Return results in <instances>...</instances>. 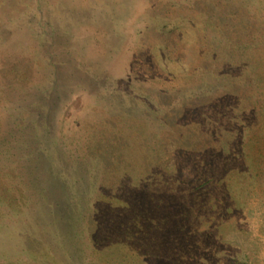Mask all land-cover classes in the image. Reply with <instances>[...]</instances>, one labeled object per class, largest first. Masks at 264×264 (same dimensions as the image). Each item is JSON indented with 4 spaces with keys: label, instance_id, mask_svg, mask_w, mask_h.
I'll return each instance as SVG.
<instances>
[{
    "label": "rangeland",
    "instance_id": "1",
    "mask_svg": "<svg viewBox=\"0 0 264 264\" xmlns=\"http://www.w3.org/2000/svg\"><path fill=\"white\" fill-rule=\"evenodd\" d=\"M234 1L248 15L264 21V0ZM199 2L0 0V150L4 151L3 146L12 140L8 136L15 126L11 116L20 121L24 114L45 113L38 106L41 90L56 83L54 90L49 89L50 98L56 101L51 109L55 132L65 134L61 146L71 148L64 149L65 154L58 162L65 163L68 179L80 176L82 182L76 183L74 191L77 196L86 195L84 200L78 199L79 222L59 214L43 216L40 189L34 184L29 190H23L26 199L21 203L0 202V262L11 261L16 253L30 247L33 264H159L164 259L169 260L165 264H264V175L258 177L253 187L228 193L231 201L221 196L223 204L217 202L215 206L216 202L212 204L211 200L218 199L221 192L199 188L204 182L201 169L213 168L212 161L219 159L222 150L204 144L193 149V143L186 145L187 137L180 153L182 158L176 162L172 186L160 196L161 203L168 204L161 206L163 228L142 236L133 231L134 237L128 246L101 252L104 243L115 240L112 237L105 241V237L109 236L108 231L118 233L115 227L121 228V220L105 211L103 205L92 213V203L98 199V192L101 193L107 172L102 169L97 173L84 172V163L93 159L89 158L88 142L93 136H103L104 132L100 133L103 127L113 134L138 132L148 145L161 140L170 143L166 140L168 134L180 140L181 135L177 133L183 136L186 130L193 138V130L203 134L208 130L204 122L208 120V113L206 116L203 113L208 103L226 93L224 89L228 85L225 84L231 79L227 69L233 63H214L217 57H223L220 49L224 45V41L214 36L216 32L209 37L211 54L206 53L204 61L196 64L201 68L196 74L189 66L193 63H186L187 67L182 69L174 65L169 68L164 63L153 62L149 53L153 49L151 40L158 37L166 40L171 24L180 22V17L185 20L193 17L194 6ZM244 4L248 6L243 8ZM199 13L200 10L195 15ZM157 27L160 32L153 34ZM216 35L223 39L220 33ZM258 47L260 55L264 37ZM220 66L223 72H216ZM249 66L239 77V91L243 94L256 86L254 81L258 82L249 72ZM259 66L264 78V65ZM156 83H161L159 95L153 92V87H158ZM258 98L251 105L253 111L247 112L245 124L255 128L253 134L264 129V98ZM158 104L164 109L158 108ZM109 121L115 122L113 129ZM214 128L219 135L207 143H218L229 134L233 136V130L227 125L214 124L211 129ZM76 143L84 153L78 159L82 163L80 172L76 157L72 156ZM261 145L260 138L253 137L250 143L246 142L250 158L256 159L260 151L264 153ZM185 150L190 151L189 155ZM254 161L248 165L264 169L263 159L261 163ZM73 167L78 172H73ZM244 167L245 163L233 173L242 175ZM91 174L97 178L93 186L89 181ZM27 177L25 174V181ZM107 190L103 189L101 199L109 193ZM149 225L151 229L153 224ZM90 236L94 243L87 241ZM60 241L65 245L63 249L58 245Z\"/></svg>",
    "mask_w": 264,
    "mask_h": 264
},
{
    "label": "trees",
    "instance_id": "2",
    "mask_svg": "<svg viewBox=\"0 0 264 264\" xmlns=\"http://www.w3.org/2000/svg\"><path fill=\"white\" fill-rule=\"evenodd\" d=\"M197 1L200 2L197 6L193 5V17L188 16L186 20L184 17H180V22L176 20L170 27L169 24L165 25L169 27L167 39L153 38L151 40L153 49L149 53L153 62L164 63L163 65L169 68H173L174 65L182 69L187 67L186 63H193L189 66L193 67V74H196L201 70L196 64L204 61L203 57H206V53L211 54L209 50L211 38L209 39V37L216 32L214 36L224 41V45L223 49H220L223 57H217L214 63L220 61L233 63L227 69L229 70L227 74L231 79L227 80L225 84L228 85L224 89L226 93L211 99L208 103V107L203 111L204 116L208 113L206 117L209 121L204 120L208 130L204 134L196 133V130H193V138L191 132L186 130V134H183L184 137L181 133H177V136L181 135L180 140L168 134L166 140L170 143L161 140L153 145H148L143 135H139L138 132L133 131L134 133L127 134L118 131L113 134L112 130L108 128L106 130V127H103L104 129L101 131L99 129V131L100 133L104 132V135L93 136L88 142L89 158L93 159L84 163V172L97 173L100 169L107 172L103 177L104 185L101 188V193L98 192V199L96 198L92 203L94 205V208L92 205V213L97 212L100 209L99 206L103 205L105 211L115 214L118 221L121 220V228L119 225V229L115 227L118 233L107 232L109 236L105 237V241L112 237L115 240L104 243L101 252L118 246H128V242L132 240L131 237H134L133 231L139 232L142 236L150 230L159 232L163 228L160 218L161 206L168 204L163 203V201L161 203L160 196L168 190L169 186H172L171 181L173 180L171 179L176 173V162L181 160L180 153L183 152L181 149L185 148L183 147L186 141L185 137L190 142V144L187 142L186 145L193 143V149L204 144L208 148L212 146L222 150L219 151V159L212 161L213 168L201 169L204 172V182L203 186L199 188L204 187V190L208 191L213 188L221 192L218 199L211 200L212 204L216 202L215 206H218L217 202L223 204L221 196H225V200L231 201L232 196H229L228 193L242 192L241 188L245 191V188L254 186L260 175H264V169L261 167L248 165L249 161L255 162L254 160L261 163L263 159L262 162H264V153L260 151L254 159L250 158L246 152V142L250 143L253 137L262 139L263 145L261 146L264 147V129L253 134L252 131L255 128L251 129L245 125L247 112L253 111L254 108L251 105L255 104V99L257 97H259L258 100L264 98V78L261 76L259 66L264 65V49L261 52L262 55L261 53L259 55V47L256 48L260 39L262 40L264 37V21H258L255 15L245 13L234 0ZM253 2L255 3V0ZM246 6L248 5L244 4L242 7L246 8ZM198 10H200V15H195ZM250 12L252 11L250 10ZM203 21H205L204 24ZM164 28L166 27L163 26V30H165ZM158 32H160L159 27L153 29V34ZM217 33H220L223 39L216 35ZM215 42L221 43L217 40ZM252 65H254L253 71ZM248 66L249 72L253 73L252 77L258 82L254 81L253 84L256 86L243 94L239 91L241 86L239 77ZM216 72H223L222 66L216 69ZM156 85L158 87H153V92L155 94L158 92L159 95V91L162 89L161 83H156ZM50 87L49 89L54 90L57 84L52 82ZM49 89H42L39 96L38 106H42L41 109L42 111L45 110V113L24 114L21 115L20 121L11 116L15 126L8 136L12 140L3 146L4 151L0 150V202L4 205L16 201L21 203L26 199V195L22 193L23 190H29L34 184L37 186L36 188L39 187L40 189V201H38L43 202L42 208L44 210L43 213L41 212L43 216L59 214L67 220L72 219L73 222H79L81 213L76 216L78 199L84 200L86 195L77 196L74 191V186L81 180L80 176L77 177L78 179L75 176L68 179L67 172L64 170L65 163L60 164L58 162V159L65 154L64 149L70 150L71 148L62 147L64 146L61 144L65 134L61 132L57 135L55 132L53 110L51 109L56 105V101L54 98H50L51 90ZM157 106L161 110L164 109V106L159 104ZM255 121L257 122V118ZM109 124L111 129L115 127V122L109 121ZM214 124L227 125L229 129L233 130V136L229 134L221 137L218 143H210L217 139L216 135H219L216 134L217 128L211 129ZM206 126H204L205 129ZM208 140H210L209 143H207ZM189 148L191 151V147ZM77 151L79 153L76 155ZM185 151V154L189 155L190 151ZM72 156L76 157L80 172L82 170L80 164L82 163L81 159H78L83 158L84 153L79 143H76V152ZM11 157L13 159H10ZM2 161L4 163H1ZM244 163L245 172H242L244 175L233 173L236 168ZM78 171L73 167V172ZM25 174L28 176L27 181L24 178ZM89 181L91 182L90 186H93L97 181L96 175L91 174ZM103 189L105 192L109 189V193L101 199L100 194H103ZM222 191H224L223 194ZM149 224H153L151 229H148L151 227ZM120 231L123 232L121 236L119 235ZM87 232L90 231L87 230ZM93 240L94 238L91 236L87 239L89 243H94ZM58 245L61 249L65 246L62 241L58 242ZM93 248L95 249L94 244ZM31 252L33 251L30 247H25L16 253L11 261L6 259L0 264H33L29 257ZM16 257H22L20 258L22 260L16 259ZM165 262L168 263L169 260L164 259L159 264H165Z\"/></svg>",
    "mask_w": 264,
    "mask_h": 264
}]
</instances>
